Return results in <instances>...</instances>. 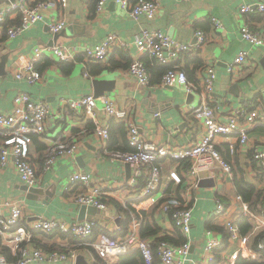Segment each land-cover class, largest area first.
I'll return each instance as SVG.
<instances>
[{
    "label": "crops",
    "instance_id": "obj_1",
    "mask_svg": "<svg viewBox=\"0 0 264 264\" xmlns=\"http://www.w3.org/2000/svg\"><path fill=\"white\" fill-rule=\"evenodd\" d=\"M97 1L68 0L66 8L60 11L65 28L56 35L49 31L46 23H37L20 36L7 39L6 27L17 23V16L7 17L0 27V112L9 113L13 108V99L19 93H26L31 100L43 103L50 111L46 131L32 138L28 156L38 177V185L33 189L41 190L42 193L28 196L22 190L25 185L20 182L10 160L0 172V202L20 201L22 224L25 227L38 219L78 223L80 207L75 204L74 198L82 187L75 186L67 191L64 186L71 174L87 173L100 186L106 205L103 211L93 208L91 215H85L83 221L93 222L95 232L99 228L114 239L124 240L128 231L131 232L132 214L138 210L142 212V217L136 218L140 239L142 229H157L154 236L142 240L152 243L165 238L171 245L177 238L189 241V261L185 264H191L204 257L205 232L212 231L221 242V247L213 256L215 258L216 253L220 252L219 264H226L225 257L235 251L236 243L224 238V221L231 219L236 223L239 217H245L252 229L243 236L248 237V245L255 250V236L261 234L256 248L264 242V175L253 163L252 155L254 149L264 152L263 124L257 123L248 130V142L243 146H238L232 137L218 136L215 139L216 149L232 166L231 177L202 173L196 182L194 177L186 176V163L160 159L157 163L161 168V184L156 193L157 202L152 206L149 202L139 204L143 179L133 182V169L110 157L112 150L128 149L126 129L124 137L118 131L120 122L98 111V124L108 129V139L102 140L94 133L93 121L78 116L66 106L65 101L94 96L93 83L102 82L103 97L111 99L117 108L129 112L130 122L138 128L144 141L174 148L197 143L204 129L201 122L193 119L190 110L205 102L202 89V70L205 66L212 65L216 72L212 107L216 109V116L221 122L226 121L233 111L264 106V48L251 47L242 40L240 34L241 26L247 24L250 30L259 32L264 38V19L258 13L247 16L238 13L241 5L264 4V0H158L157 15L151 22L144 19L134 21L111 0L102 12L97 13ZM9 3L12 2L0 0V10ZM213 20L219 22L221 29L214 27ZM141 28L158 30L186 44L195 42V31L205 34L206 43L201 50L183 54L174 62L178 69L186 73L188 83L193 87L191 95L186 94L181 87L162 86L160 65L149 56L139 54L133 45L126 50L113 48L104 62L85 61L77 56L73 62L66 63L72 65L68 74L61 69L60 63L63 62L43 57L37 67L41 68L46 59L51 60V65L43 70L41 81L33 86L14 78L16 71L30 61L37 47L55 43L91 47L101 43L111 33L126 42H132L133 36ZM241 51L247 53V62L229 75L227 66ZM135 60L146 64L150 82L148 86H140L128 75L127 69ZM1 141L0 137V146ZM57 141L76 143L77 152L73 157L59 158L49 171L44 172L42 166L47 148ZM231 147L235 148L234 154L230 153ZM171 174L178 177L179 183L171 178ZM234 179L244 180L262 196L255 205L245 203L249 215L242 214L240 210ZM204 181L212 182L213 186L201 185ZM167 196H175L191 209V230L187 237L174 227L170 216L161 211V204ZM217 200L225 205L226 217L211 216ZM239 235L242 236L240 232ZM10 237L11 234H0V255L7 258L8 263H13L16 258L6 247ZM68 237L36 233L32 244L45 254L56 251L67 255L72 252L76 259L82 256L87 264H105L96 254L93 255L94 251L89 246L94 236L85 242L75 238L72 242ZM118 259L114 264L118 263ZM34 264L65 263L44 261Z\"/></svg>",
    "mask_w": 264,
    "mask_h": 264
},
{
    "label": "built area",
    "instance_id": "obj_2",
    "mask_svg": "<svg viewBox=\"0 0 264 264\" xmlns=\"http://www.w3.org/2000/svg\"><path fill=\"white\" fill-rule=\"evenodd\" d=\"M110 0H98L96 12H102L104 6ZM120 9L126 11L134 21L144 19L148 22L154 20L159 8L158 0H111ZM68 0H15L0 10V27L4 25L7 17L17 16L18 23L12 24L6 29L7 39H13L28 31L37 23H46L49 31L56 35L65 28V22L60 18V11L66 8ZM241 16L258 13L264 19V4H244L238 9ZM216 29H221L219 22L213 20ZM243 41L251 47L264 48V38L259 32L250 30L247 24L240 28ZM194 43L186 44L178 42L166 34L149 28H141L134 36L132 42H126L116 34L107 35L104 40L94 46L80 47L77 45L65 46L52 44L34 49L30 61L19 68L14 78L33 86L41 81L42 75L36 70L35 64L43 57L54 59L58 62H73L77 56L85 61L104 62L113 48L121 50L128 49L133 45L139 54H144L156 60L162 66H171L161 77L160 84L164 87H181L188 95L192 94L193 87L188 83L185 73L174 65V62L183 54L193 53L201 50L206 43L205 34L195 31ZM247 62V53L241 51L234 61L227 66V73L232 75L235 68ZM202 89L205 102L190 110L195 121L202 123L204 133L202 138L188 147L174 148L167 145H154L143 140L138 128L129 120V112L117 108L114 102L107 97H94L87 95L76 100L65 101L66 106L78 116H83L93 121L94 133L102 140L108 139V129L100 126L97 122L98 111L107 118L114 119L125 126L126 137L130 152H113L112 160L120 161L130 166L133 171L134 181L143 179L144 186L139 196L140 203L149 202L152 206L157 202L156 193L161 184V168L158 165L160 159H168L175 162H184L188 165L186 176L194 177L196 182L202 173L217 174L220 177H231L232 166L225 161L216 149L215 139L218 136L232 137L238 146L248 142V130L255 124L264 125V106L253 110H237L229 114L226 121L221 122L216 116V109L212 107L214 100V84L216 72L212 65L205 66L202 70ZM129 76L134 78L142 86L149 85V76L144 63L140 60L133 61L128 69ZM158 116V115H156ZM50 120V111L41 102H35L26 93H19L13 99V108L9 113L0 112V172L4 170L11 160L16 175L20 182L28 188L38 185V177L34 167L29 161V148L33 135L40 136L46 131V124ZM76 143H61L59 141L47 148L46 156L42 166L44 172L49 171L56 161L62 157H73L77 152ZM235 148H230L234 154ZM252 160L260 168L264 175V152L254 149ZM171 178L179 183L176 175ZM82 187L75 196V204L79 207H92L99 211L106 209L103 194L98 184L94 183L91 174H71L64 188L70 191L73 187ZM240 203L242 214L249 215L248 205L242 202L240 196L236 197ZM136 206H134L135 208ZM161 211L168 214L174 227L187 237L191 230V209L175 196H167L161 204ZM141 211H134L130 233L122 241L114 239L107 234H99L90 247L96 256L105 264H114L116 260L132 250L139 251L144 264H154V254L148 241L140 239L137 234ZM213 218L227 216V209L219 200L211 215ZM95 225L90 221L78 223H67L57 219H38L27 227L22 224V203L20 201L0 202V234H11L6 245L16 258L13 263H8L7 258L0 255V264H34L44 261L63 262L74 264L76 255H67L60 252L45 254L41 249L32 244L35 232L44 235H59L73 237L79 241H87L94 234ZM224 228L227 233V241L235 242L234 252L225 257L226 264H235L237 261H255L259 257L257 250L264 251V242H261L257 250H252L248 245V237L240 236L236 223L231 219H225ZM221 247V242L216 239L212 231H206L204 236V257L191 264H212L214 253ZM189 241L181 245H171L162 241L156 247V257L161 264H185L190 252Z\"/></svg>",
    "mask_w": 264,
    "mask_h": 264
},
{
    "label": "trees",
    "instance_id": "obj_3",
    "mask_svg": "<svg viewBox=\"0 0 264 264\" xmlns=\"http://www.w3.org/2000/svg\"><path fill=\"white\" fill-rule=\"evenodd\" d=\"M18 20H19V18L17 17V23H18ZM16 24V23H15ZM12 25V24H11ZM6 29H7V27H6ZM152 59V58H151ZM153 61H155L157 64H159L156 60H154V59H152ZM40 62V61H39ZM39 62H37L36 64H35V68H36V70L41 74L42 72H43V70H45L47 67H49L50 65H51V60H49V59H46V60H44V62H43V66L40 68V67H37L38 66V63ZM144 63V62H143ZM60 65H61V69L64 71V73H66V74H68V72L72 69V65L71 64H67L66 65V63H60ZM144 65H146L145 63H144ZM160 65V64H159ZM146 67V66H145ZM171 67H169V66H162V65H160V70H161V77L164 75V73L167 71V70H169ZM183 71V70H182ZM184 72V71H183ZM185 73V72H184ZM185 75H186V73H185ZM187 77V76H186ZM150 83V82H149ZM118 127H119V132H120V134L122 135V136H124L125 137V134H124V125L122 124V123H120V124H118L117 125ZM125 132H126V130H125ZM34 136H36V135H33L32 137H31V139L34 137ZM110 138H112V133H110ZM111 140V139H110ZM127 146H128V143H127ZM129 149V150H128ZM128 149H126V150H112L113 152H115V151H118V152H130L131 151V149L129 148V146H128ZM44 163V162H43ZM253 163L255 164V162L253 161ZM185 165V164H184ZM186 167L188 166V165H185ZM233 184H234V187H235V190H236V193L238 194V196H240V197H242V200H243V202L244 203H247V204H249V203H251L252 205H255L256 203H258L259 202V199L262 197L259 193H258V191H256L255 189H254V187L253 186H251V185H249L248 183H246L244 180H236V179H234L233 180ZM236 226H237V228H238V231L240 232V234L243 236L244 234H246V233H248V232H250L251 231V229H252V226H251V224H250V222H249V220L247 219V218H245V217H239L238 219H237V221H236ZM124 228H126V226H124ZM209 229H212L211 227H209ZM217 230H219L220 232H222L221 231V229L220 228H217ZM105 233L106 234V232L105 231H102V230H100L99 228H97V231L95 232L94 231V238L97 236V234L98 233ZM225 232V234H224V238L225 239H227V233H226V231H224ZM36 233H39V232H35L34 234H33V238H35V234ZM157 233V229H153V230H148V231H145L144 229H142L141 230V238L142 239H146L147 237H150V236H154L155 234ZM39 234H42V233H39ZM177 237H179V235L177 236ZM94 238H92V241L91 242H93L94 241ZM68 239L69 240H71L72 242H74V238H71V237H68ZM259 239H261V234H259V235H257V236H255V238H254V242H255V244H254V248H255V250H257V248H256V244L258 243V240ZM91 240V239H90ZM147 240V239H146ZM162 241H168L167 239H165V238H160V239H157V240H155V241H153L152 243H150V247H151V249H152V252H153V254H154V264H161L159 261H158V259H157V257H156V247H157V245L160 243V242H162ZM184 239H182V238H177L176 239V242L175 243H173L174 245H181L182 243H184ZM36 243L38 244V245H40L37 241H36ZM76 243V242H75ZM92 253H93V251H91ZM257 252H258V254H259V258L257 259V260H255V261H237L235 264H264V251H259V250H257ZM93 255L95 256V252L93 253ZM220 252H218V253H216V256H215V258H214V262L212 263V264H219L220 263ZM117 264H144L143 263V260H142V257H141V255H140V253H139V251H137V250H132V251H130V252H128L127 254H125V255H122V256H120L119 257V259H118V263Z\"/></svg>",
    "mask_w": 264,
    "mask_h": 264
},
{
    "label": "water",
    "instance_id": "obj_4",
    "mask_svg": "<svg viewBox=\"0 0 264 264\" xmlns=\"http://www.w3.org/2000/svg\"><path fill=\"white\" fill-rule=\"evenodd\" d=\"M15 0H10V2H14ZM51 46V45H50ZM102 82H97L95 81L93 84H94V97L98 98V97H102L103 96V90H102ZM127 167H129L127 165ZM208 185V186H213V183L212 182H208V181H204L201 183V185ZM211 184V185H210ZM23 191L27 192L28 193V196H31V195H37L38 193H42L41 190H37V189H33V188H28V187H23L22 188ZM94 212V209L93 208H90V207H85V206H81L80 209H79V213H78V221L81 222L85 219V215L88 216L91 215L92 213ZM76 264H87L84 260V258L82 256H79L77 257L76 259Z\"/></svg>",
    "mask_w": 264,
    "mask_h": 264
}]
</instances>
